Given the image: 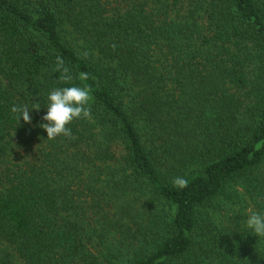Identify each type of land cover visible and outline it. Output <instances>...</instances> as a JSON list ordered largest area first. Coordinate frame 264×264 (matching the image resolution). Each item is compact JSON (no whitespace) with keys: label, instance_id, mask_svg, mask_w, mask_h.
<instances>
[{"label":"trees","instance_id":"1","mask_svg":"<svg viewBox=\"0 0 264 264\" xmlns=\"http://www.w3.org/2000/svg\"><path fill=\"white\" fill-rule=\"evenodd\" d=\"M73 84L89 118L45 139ZM256 211L264 0H0V264H264Z\"/></svg>","mask_w":264,"mask_h":264},{"label":"clouds","instance_id":"2","mask_svg":"<svg viewBox=\"0 0 264 264\" xmlns=\"http://www.w3.org/2000/svg\"><path fill=\"white\" fill-rule=\"evenodd\" d=\"M57 67L63 65L60 57L56 58ZM65 80L69 79L67 76ZM81 80L87 79L86 73L80 74ZM93 99L90 89L73 84L68 87L53 88L47 93L45 112L41 116L38 126L46 133V138L53 140L59 136L71 137L72 130L68 125L73 120L87 119L90 116V110L87 107ZM38 104L29 108L26 105L11 104L10 112L17 114V122L22 119L25 123H31L32 117L30 110H40ZM14 132L12 133V135ZM186 184V181H180ZM245 228L250 230L255 236L264 237V211L252 212L246 217Z\"/></svg>","mask_w":264,"mask_h":264},{"label":"rangeland","instance_id":"3","mask_svg":"<svg viewBox=\"0 0 264 264\" xmlns=\"http://www.w3.org/2000/svg\"><path fill=\"white\" fill-rule=\"evenodd\" d=\"M24 154H28V153H24ZM106 210H107V208H106ZM249 210L250 209H248L247 211H249ZM87 216L88 217H87V219L85 221L86 224H87V226H86L87 227V231L92 232L93 228H96V229L99 228L100 229V224H102V221H98L97 218L94 215H90L89 213H88ZM97 241H99V240L97 238H95V240L90 242L88 245H90L92 247H95L97 245ZM105 244L107 245V247L109 246L112 249L121 251L120 254H122V255H124L126 253L125 252V247H126L127 243L125 242V244H123L122 241L120 240V238L118 236L114 235L113 233H111L109 235L108 239L105 241ZM0 248H3L1 243H0Z\"/></svg>","mask_w":264,"mask_h":264}]
</instances>
